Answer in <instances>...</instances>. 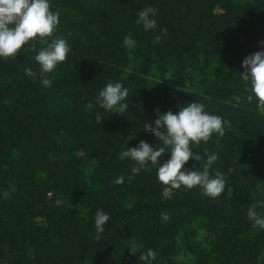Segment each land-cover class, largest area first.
<instances>
[{"label": "trees", "instance_id": "1", "mask_svg": "<svg viewBox=\"0 0 264 264\" xmlns=\"http://www.w3.org/2000/svg\"><path fill=\"white\" fill-rule=\"evenodd\" d=\"M49 3L60 13L53 35L0 58V264H143L149 249L151 264H264V229L247 216L254 204L264 214V110L241 77L244 59L264 51V0ZM147 7L157 13L146 31L136 21ZM56 37L70 51L44 87L35 56ZM109 82L128 89L123 113L97 103ZM196 102L224 135L191 145L203 161L184 167L202 171L205 150L216 154L210 175H224L231 198L199 186L166 196L150 162L129 180L139 165L120 153L140 141L158 150L143 124ZM97 210L110 217L99 241Z\"/></svg>", "mask_w": 264, "mask_h": 264}, {"label": "clouds", "instance_id": "2", "mask_svg": "<svg viewBox=\"0 0 264 264\" xmlns=\"http://www.w3.org/2000/svg\"><path fill=\"white\" fill-rule=\"evenodd\" d=\"M157 10L153 7H147L137 13V24H142L144 29L152 30L156 28V21L153 18ZM58 11L53 12L49 0H0V58H14L19 54L22 46L35 40L51 37L59 24ZM166 33V29L163 30ZM159 39V37H157ZM123 43L133 48L135 41L132 37L126 36ZM34 51L36 49H33ZM70 51L67 40L56 37L47 44V47L38 51L35 61L40 66V76L42 85L50 87L51 81L47 74L52 73L59 63H63ZM99 63V62H98ZM245 72L241 74L245 83L250 82V91L252 95L247 97L252 102L255 96L258 108L264 110V51H258L246 57L242 63ZM25 75L35 78L37 73L28 68ZM128 89L121 83H107L99 92L97 103L101 109L112 110L117 108L118 112L123 113L128 110L127 101ZM88 107H92L91 104ZM158 118L152 124L144 123L143 128L150 132L157 140L158 144L154 147L145 141H140L135 148L122 151L120 159L130 158L139 167H132L131 180L140 173L141 168H145L150 162L152 165H159L157 169V180L164 186L165 192H171L174 189H180L182 186L186 189H192L199 186L203 194L210 198H217L225 194L227 187V196L231 198L233 189L226 184L224 175L217 171L213 176L209 169L217 161L216 154H208L206 161L203 162V170H186L185 165L190 159L197 162L203 161V157L192 151L191 145H199L201 142H207L215 133L219 136L224 135V121L217 115L209 114L205 111L204 105L196 102L189 103L182 107L177 113L168 111L164 114L157 113ZM170 151L171 156L167 162L160 163V158ZM124 177L117 178L114 183L123 184ZM7 197L8 193H4ZM264 207V204L260 205ZM256 205L248 209V219L253 222L254 227L264 229V214H257ZM161 219L167 221V213H161ZM110 217L102 210H97L95 214V229L97 232L96 240L101 239L100 233L105 231V225L108 224ZM131 255L135 256L139 249L135 246L129 247ZM156 257V253L149 249L143 253L139 259L143 264H151Z\"/></svg>", "mask_w": 264, "mask_h": 264}, {"label": "rangeland", "instance_id": "3", "mask_svg": "<svg viewBox=\"0 0 264 264\" xmlns=\"http://www.w3.org/2000/svg\"><path fill=\"white\" fill-rule=\"evenodd\" d=\"M177 93H179V92H177ZM165 195L168 196L169 195V192H165Z\"/></svg>", "mask_w": 264, "mask_h": 264}]
</instances>
